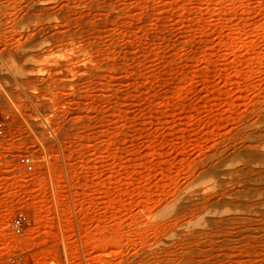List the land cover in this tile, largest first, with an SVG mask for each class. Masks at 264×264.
<instances>
[{
	"label": "rangeland",
	"instance_id": "obj_1",
	"mask_svg": "<svg viewBox=\"0 0 264 264\" xmlns=\"http://www.w3.org/2000/svg\"><path fill=\"white\" fill-rule=\"evenodd\" d=\"M0 264H264V0H0Z\"/></svg>",
	"mask_w": 264,
	"mask_h": 264
}]
</instances>
